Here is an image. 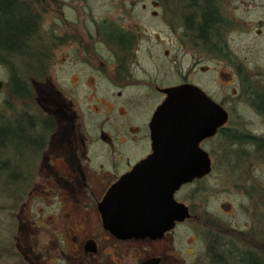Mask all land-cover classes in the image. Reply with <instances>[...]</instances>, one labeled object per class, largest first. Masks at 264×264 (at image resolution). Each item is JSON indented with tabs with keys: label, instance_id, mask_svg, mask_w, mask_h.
<instances>
[{
	"label": "flooded vegetation",
	"instance_id": "1",
	"mask_svg": "<svg viewBox=\"0 0 264 264\" xmlns=\"http://www.w3.org/2000/svg\"><path fill=\"white\" fill-rule=\"evenodd\" d=\"M43 1L45 4L37 6L34 12L42 40L39 44L43 57L40 59L42 71L30 76V82L33 78L42 81V92H35L31 85L38 104L50 122L40 131L42 144L38 156L29 155H33L31 160L35 157L39 165L30 167L23 188H11L15 193L20 192V197L18 201L12 198L10 207L14 209L22 205L23 195L41 193V200L46 206L61 211L64 225L58 230L52 229L44 241H39L37 232L27 233L28 247L17 231L13 233L17 223L13 218L10 238L5 245L0 242V254H8L9 264H37V260L41 264H102V257L111 261L110 264H138L149 258L157 259L158 264H264V252L257 250L261 246L255 243L263 239L257 237L253 223L242 229L210 212L209 204L186 201V198L194 199L198 192L208 187L206 182L213 172L210 141L223 140L229 131L234 130L226 125L229 112L223 100L217 99L209 90L207 79L197 77H206L210 61L232 62L228 40L232 32L248 28L259 36L264 27V0H152L157 7L152 14L163 21L171 42L169 49L158 50V53L174 67L173 73L178 78L173 81L166 80L167 74L162 75L166 66L159 59L148 53L141 59V42L150 37L143 29L125 22L131 11L124 9L122 14L126 16L115 17L108 12L92 11L80 15L78 6L72 0ZM129 1L132 7L139 1L145 7V0ZM229 4L231 7L227 8ZM52 6L56 9L52 14L53 20L48 28H44V16ZM64 7L72 11L65 13ZM240 7L258 14L257 18L248 20L237 16L234 10ZM258 7L260 10H257ZM153 38L159 39L158 32L154 33ZM54 59V67H62L56 72L51 68ZM68 67H72L73 73L66 85L60 78V71ZM233 75L217 70L222 82L230 83ZM81 79L86 87V98L104 106L108 101V110L86 106L91 112L105 114L92 129H86L81 122V112L75 102L83 89H80ZM180 84L183 86L175 95L193 105L186 108L184 115H175L176 104L159 110L158 107L168 96L164 88ZM194 87L220 104L227 112V119L217 125L214 133L202 137L198 142L210 157V171L181 183L173 192L174 198L187 206L188 216L174 220V224L160 235L156 231H143L137 236L114 234L104 226L101 210H113L115 203L112 200L103 202L104 197L116 180L153 151L152 131L164 126H172L169 129L173 130L176 123L204 125L216 118L211 107L203 104L198 107L203 102L199 100ZM113 115L122 118V123L112 124L115 129H120L116 133L104 127L107 122L110 127ZM91 132L96 147L90 154L88 145L92 140L88 134ZM79 151L83 153L79 154ZM68 159L74 163L70 171H54L52 164ZM36 175L41 177L39 181H36ZM156 181V178H148L141 186L144 209L151 210L157 204L149 196L154 191ZM183 191H186L185 196ZM29 199L32 200V197ZM26 201L25 207L29 205V200ZM24 206L19 213L25 210ZM223 207L230 208V205L223 204ZM144 212L142 222H160L155 218L157 212ZM54 222L49 218L38 226L42 224L48 227ZM179 227L194 228V236L188 242L196 240L200 249L195 250L193 246L188 249L187 246L183 251L176 250L175 233ZM66 240L71 245L65 246ZM108 246L121 248L120 252L115 251L117 262L111 258L114 250L108 251ZM130 251L131 263L124 262ZM257 251L263 254H256ZM210 255L218 261L211 260Z\"/></svg>",
	"mask_w": 264,
	"mask_h": 264
},
{
	"label": "rangeland",
	"instance_id": "2",
	"mask_svg": "<svg viewBox=\"0 0 264 264\" xmlns=\"http://www.w3.org/2000/svg\"><path fill=\"white\" fill-rule=\"evenodd\" d=\"M72 1L75 6H78L77 9L80 10V15L92 11L103 14L108 12L110 13L109 15L115 17L119 15L126 16V14H122L124 9L131 11L130 17L124 19L125 22L129 25H136L140 29H143L144 32H146V35L150 37L149 40L146 39L141 42V48L143 50L141 59H144L147 55L146 53L151 54L152 57L159 59V61L166 66L165 69L163 68L164 71L162 75L167 74V81H173L178 78L175 77V74L173 73L172 68L174 67L171 66V62H166L158 53V50L161 52L164 48L169 49L171 47V42L168 39V34L163 21L152 14L154 10H157V7H155L152 0H145V7L141 6L142 3L140 1L137 4L134 3L135 6L133 5L132 7L129 0H122V2H120V0ZM230 7L231 5L229 4L227 8ZM70 10L72 11L69 7L63 8L65 13L70 12ZM257 10H260V7H258ZM55 11L56 9L54 6L47 10L46 15L44 16V28L49 27L50 22L53 20L52 14ZM234 12L237 16L247 18L248 20L255 19L258 15L248 12L241 7L234 10ZM261 31L262 32L259 36L254 33V30L248 28L242 31L232 32L228 39L232 51V62L227 60L218 62L210 61L208 63L209 70L206 72V77H197V79H207L206 82L209 86V90L213 92L217 99L223 100L224 105L229 112V120L226 122V125L230 128H234L237 133L249 132L257 135H264V27ZM156 32H158L159 39L153 38V35ZM55 63L56 59L51 63V68L54 69L55 72L56 70H61L62 67L59 68L58 65L54 67ZM218 69H221L224 72L228 71L233 73L232 81L230 83L222 82L221 78L217 76ZM60 72L62 73L60 78L66 83V85H68V78L73 73L72 67H68ZM0 78L3 81L7 79V68L1 64ZM31 84L34 87L35 92H42L44 90L42 81L37 78H33ZM81 87H83V89L82 91H79V95L76 96L77 98L75 102H77L81 112V122L85 124L86 129H92V126L95 123L102 121L105 114H103V112H91L90 108L94 109L96 106L95 109L101 107V110L104 108L105 110H108V101L105 103L106 106H104L103 104H100V102H96L94 99L89 100L86 98V95L84 94L86 87L83 79H81L80 82V89ZM247 95L249 97H247ZM5 98L6 94L2 89L0 92V110L3 109ZM86 106H89L90 108H87ZM256 108H261V110H256ZM112 118L113 120L110 125L111 128L108 126V122L104 127L106 130H111L113 133H116V131L120 129H115L112 124L113 122L122 123V118L117 115H113ZM92 132L90 135L87 133L89 137L91 136L92 140L88 145L90 154L93 153V149L96 147V145H94L96 141H93L94 138ZM227 138L228 136L225 135L223 140L221 138L218 141L216 139L210 141L209 148H213V172L206 182L208 187L207 189L198 192L194 199L186 198V201L207 203L209 204L208 208L211 210L210 212L218 214L231 225L242 229L247 228L249 224L253 223L257 237L259 239H264V155H260L261 153H255L253 149L254 145L249 141H229ZM82 153V151H79V154ZM52 165H54V171L68 172L74 166V163L68 159ZM64 174L67 175V173ZM35 179L36 181H39L41 177L36 175ZM252 187H255V189ZM186 191L182 192L184 196L186 195ZM30 197H32V200L29 199ZM41 197L43 198L41 193L29 194L26 196L23 195L22 205L14 209H11L10 206L0 207L1 244L5 245V242L10 238L11 220L13 218L17 222L13 233L17 231L19 238H21L23 243L28 247L29 241L25 238L27 233L37 232L40 236L39 241H44L43 239L50 236L52 229L58 230L63 228L64 224L61 211H54V208L50 205L46 206L43 203V200H41ZM27 199L29 200V205L25 207L24 204L27 202ZM10 202L11 201L8 199H4L3 197L0 198L1 204L7 206ZM223 204L225 206L229 204L230 208H224ZM23 206L25 210L22 213H19ZM254 208L257 210L254 211ZM230 209L231 211L229 212ZM76 216L78 215L76 214ZM49 218L55 221L51 226L45 227L42 226V224L41 226H38L40 222H44L45 220L48 221ZM193 229V227H182L177 229L175 233V246L177 251H183L187 246L188 249L192 246L195 250L200 249L196 240L192 243L188 242V240H191L192 236H194L192 235V233H194ZM67 237L65 234V238ZM68 241L66 240L65 246L71 245V242ZM111 250H114L111 258L117 262L118 259L115 257V254L120 252L121 248L119 249V247L108 246V251ZM116 250L117 252L115 253ZM128 254L127 261H125V258L124 262L131 263V251ZM100 260L102 261V264H110L111 262L106 257H102ZM8 262V259L0 258V264H8ZM36 262L37 264H41L38 260Z\"/></svg>",
	"mask_w": 264,
	"mask_h": 264
},
{
	"label": "water",
	"instance_id": "3",
	"mask_svg": "<svg viewBox=\"0 0 264 264\" xmlns=\"http://www.w3.org/2000/svg\"><path fill=\"white\" fill-rule=\"evenodd\" d=\"M3 83L0 78V92ZM182 86L180 84L164 88L168 96L158 109L176 104L175 115H184L186 108L193 104L181 99L178 94L175 95ZM194 88L193 90L200 96L199 100L203 102L198 107L202 104L211 107L215 111L216 118L204 125L189 126L176 123L173 130H170L172 126H164L152 131L153 151L137 161L129 171L116 180L104 197L103 202L112 200L115 203L113 210H101L104 226L114 234L125 233L129 236H137L143 231H156L160 235L174 224V220H182L188 216L187 206L184 202L176 200L173 192L181 183L210 171V157L198 142L202 137L214 133L217 125L227 119V112L220 104L198 87ZM148 178L157 180L154 191L149 193L150 198L157 203L151 210L144 209V204L141 202L143 194L140 192L141 186ZM144 211L157 212L155 218L160 222L156 224L142 222ZM138 264H158V262L155 258H149Z\"/></svg>",
	"mask_w": 264,
	"mask_h": 264
},
{
	"label": "trees",
	"instance_id": "4",
	"mask_svg": "<svg viewBox=\"0 0 264 264\" xmlns=\"http://www.w3.org/2000/svg\"><path fill=\"white\" fill-rule=\"evenodd\" d=\"M43 4V0H0V64L7 68L2 87L6 98L0 110V198L11 201L7 206L0 203V207L11 206L12 198L18 201L20 192L11 188H23L30 167L39 165L29 155L38 156L42 144L40 131L50 122L30 82V76L42 71L39 46L42 40L34 12ZM227 135L229 141H249L255 153L264 155V135L237 133L235 129ZM255 243L261 246L257 250L264 252V239ZM212 257L211 260L218 261ZM0 258L10 260L8 254H0Z\"/></svg>",
	"mask_w": 264,
	"mask_h": 264
},
{
	"label": "bare ground",
	"instance_id": "5",
	"mask_svg": "<svg viewBox=\"0 0 264 264\" xmlns=\"http://www.w3.org/2000/svg\"><path fill=\"white\" fill-rule=\"evenodd\" d=\"M96 107V106H95ZM95 107H94V109H95Z\"/></svg>",
	"mask_w": 264,
	"mask_h": 264
}]
</instances>
